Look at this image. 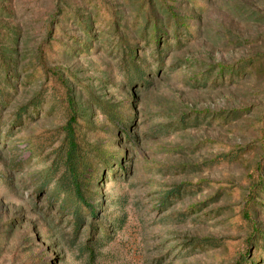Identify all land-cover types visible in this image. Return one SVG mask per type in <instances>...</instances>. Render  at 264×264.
I'll return each mask as SVG.
<instances>
[{
	"label": "rangeland",
	"instance_id": "374dc122",
	"mask_svg": "<svg viewBox=\"0 0 264 264\" xmlns=\"http://www.w3.org/2000/svg\"><path fill=\"white\" fill-rule=\"evenodd\" d=\"M0 264H264V0H0Z\"/></svg>",
	"mask_w": 264,
	"mask_h": 264
},
{
	"label": "trees",
	"instance_id": "16d2710c",
	"mask_svg": "<svg viewBox=\"0 0 264 264\" xmlns=\"http://www.w3.org/2000/svg\"><path fill=\"white\" fill-rule=\"evenodd\" d=\"M154 34H155L154 38L157 39L156 45H158L160 42L161 33L159 32L158 29H154ZM132 70H135L136 73L138 74L139 84L141 86L149 85L150 81L146 80L142 69L137 70L136 67H134ZM104 110H105V108L102 111L104 112ZM25 116L26 115L20 114L19 118L16 119L17 124L21 125L23 123V119ZM75 124H76L75 118L72 117L70 122H69V125L66 128V131H67L66 145L68 148L66 161L70 167L71 174H72V183H73L74 194L70 195V193H68L66 189L65 190H57L55 193V200L60 198L61 195L63 198V195L67 194L68 202L65 203V201L63 200L62 201L63 204L61 207L63 210L68 209L67 212H70L73 216V219H76V221H75L76 226H77L76 232L78 233V230H79L81 224L84 223L85 220L87 219L86 216L91 214L93 217H95L97 215V211L92 206L87 204L86 199L84 198L83 194L80 191L81 186H82L81 184L84 181H85V183H89L90 181H89V179L86 180L85 174L81 173L82 169H84L86 167L87 162L85 160V157L81 156L79 149H78V144H77L78 139L76 136ZM84 163H86V164H84ZM77 204H79V205H77ZM69 208H71V209H69ZM96 224L99 225V223L96 222L93 225L94 228H95V226H97ZM105 232H106V230H105ZM106 236H107V234H106ZM71 237H72V239H74V235H71ZM74 242H75V240H74ZM90 242L94 246L97 243L93 239L90 240ZM88 249L91 250V251H89L90 254H94V249H92V248H88Z\"/></svg>",
	"mask_w": 264,
	"mask_h": 264
}]
</instances>
